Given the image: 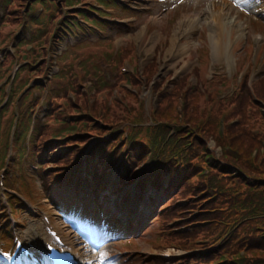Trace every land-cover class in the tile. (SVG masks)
<instances>
[{"label": "rangeland", "instance_id": "obj_1", "mask_svg": "<svg viewBox=\"0 0 264 264\" xmlns=\"http://www.w3.org/2000/svg\"><path fill=\"white\" fill-rule=\"evenodd\" d=\"M180 2L182 3L183 1ZM183 3L184 5L182 11L179 8L173 9V6H170V4H168L165 7L167 8L166 10H163L162 8L155 10V14L157 16L154 17V19L152 20L150 18L149 20H147V15H148L147 13L149 11L148 12L144 11L145 13L140 15V17L138 18V22L132 25L133 27L122 30L118 34V37L116 39L117 43H120L123 39L133 41L135 45L140 49V53L144 52V54L141 55V58L139 60L138 67L140 68V70H142L150 62L153 61H156V63H158V66H160L161 62L168 57V55L170 54L173 48V45L177 43L174 39V34L175 31H177V25L181 22L184 25L183 28L181 29L182 35L178 36L177 38L179 40V49L176 54V59L171 63L170 67L163 73L162 77H165L169 72L176 74L177 72L182 71V75L190 72L192 68L196 65L197 56L195 55V51L197 49H201L203 43L205 44L209 43L210 46L211 30L206 29L204 34L200 35L201 28H204V21L201 20L199 29L187 35L184 32L187 30L191 22L196 17L203 16L204 18H207L209 17L210 13H212L213 11L221 10L224 15H228L229 13L228 18L232 19L231 20L232 24L234 20L235 24L238 23L236 27H241L240 29H244V35L241 38L242 46H246V44L251 42L253 39V34L247 32L256 33V29H254L252 25L250 26L249 29H246L248 27L249 17L237 12L236 9L233 7L234 3L232 0H186ZM72 11L73 10H71L70 12L72 13ZM175 11H179V12L175 13L174 15L171 14L172 12ZM237 14H238V18H236ZM149 21H151L149 26H155L157 30L152 31L150 29L149 31L146 28V25L149 23ZM236 27L235 26L232 28L227 27V31L222 32V36L220 40L221 42H223L222 49L224 51L229 45V36H230L229 30L231 29L234 32H236L238 31ZM110 35H114V32L110 33ZM124 46H126L125 43ZM191 48L192 51H190ZM236 53H237L236 50L232 52L233 55H235ZM240 55H242L241 51H240ZM219 63L220 62L218 61V64ZM241 64H245L243 55L241 58ZM263 67H264V57L262 56L261 69ZM216 68L219 69L218 67H215V69ZM112 97L113 98L110 101L115 102L119 105H123L120 103L119 99H121L122 101H127V97L124 98L123 95H117L116 93ZM138 99L144 101L146 110L153 108L152 105L155 103V98H153V96H149V89L146 86H142L139 88ZM82 102L83 101H78L79 104H82ZM92 104H94V102H92ZM121 108H114V115L116 117H120V114L122 112ZM27 119H28V112L26 111V117L20 115L19 120L22 123H25ZM191 122L192 121H187V124L190 125ZM211 145L213 144L211 143ZM216 151L217 154L219 155L220 154L219 149H217ZM119 175H120V171L119 168H117L112 172L111 176L109 177L108 184L106 187V192H104L106 196L103 198L102 201V203H104L103 206L108 205L111 208L118 210L119 213L127 214L131 210H135L140 207L148 205L147 198L148 197L152 198V196H154L155 193L146 190L142 194H140L139 197L138 188L130 189L129 185H126L125 187L122 186V188L118 189ZM67 193L68 192L66 190H63L62 188H56L54 192L52 191L50 192L49 196L51 198H54L55 196L64 197L66 196ZM69 196L70 194L68 195V197ZM79 197L80 194H78V196L76 195V198ZM161 199L162 198L159 197L158 201H160ZM119 202H123V203L120 206H118ZM83 203L84 201L81 198L80 206ZM120 209H122V212H120ZM149 223L150 220H148L146 223L143 222L140 224V227L145 225L144 226L145 233L142 234L138 239H135L136 240L135 242L137 243V246L139 248V252H138L139 254H137L135 248L128 246V244H125L124 242L116 245H108L107 246L108 252H111L112 254H120L119 252L121 250H128L129 252L127 257L133 255L135 259H133V257L127 259L126 257V260L125 259L123 260L121 257L118 256L120 259V264H132V262L130 261H133V264L134 263L144 264L141 259L140 260L137 259L139 256H141V258L146 259V256H148L147 253L149 252H150L149 254H153L152 253L153 251H151L150 247L147 245V242L149 240H152L154 236H156L155 229L157 228L156 230H158V226L155 223H151L150 225ZM146 224H148L149 226L147 225L148 226L147 227ZM125 228L126 229L128 228L127 223L125 225ZM140 253H143V256L140 255Z\"/></svg>", "mask_w": 264, "mask_h": 264}, {"label": "trees", "instance_id": "obj_2", "mask_svg": "<svg viewBox=\"0 0 264 264\" xmlns=\"http://www.w3.org/2000/svg\"><path fill=\"white\" fill-rule=\"evenodd\" d=\"M176 103V99L167 101L164 103L163 108L165 111H167L169 107V109L174 112ZM189 103L194 105L193 102L189 101ZM188 109L191 108L189 107ZM168 123H170V121H168ZM241 127V125H236L230 131V134L228 136V144L230 145V152H228V157L229 160L233 163L230 165L237 167L243 166V168L246 169L250 175L259 179L260 184L257 183L254 184V186H248L240 177L231 179L227 169H225L226 171L220 170L223 172L221 177H218V175H216V172L218 171L209 170V167H215V165H212L215 164V160H212L209 157L210 153L207 151L204 139L199 137L195 138L192 135H189V139H191L192 142L189 145L188 149L185 148L184 150L183 147L186 144L189 132L179 129V139L174 137L170 140V142H168L166 146L165 157L167 159H174L175 156L172 157V155L177 151H180L179 159L180 162L185 166V172L175 171L170 181L171 184H174V186H180V188L183 189V192L180 195L182 198L188 197L190 192L194 193L199 189L200 178H198V176L194 175V173L192 172L191 166H193L195 169H197L196 171L199 175H202L204 169H208V175L203 177L202 179L203 184L205 183L206 191L201 190L199 193L203 195L202 198L204 202L207 203L211 201V204H213L214 206L210 209L211 211L220 209L221 207L227 208L229 202L232 201V199L238 201L237 203L240 202L234 209L229 208L226 214L216 213L213 218L217 221H220L222 218L231 220L235 216L242 218H245L248 215L254 216V218L259 215L264 216V154L258 153V156L254 161L250 159L249 152L254 146L258 145V136L250 135L249 137L247 133H245V130H243ZM168 128V126H162L159 128V131L163 132ZM121 141H124L128 147L134 145L135 143L134 139H132L130 136L127 139H124L122 135H113L111 140V147L121 149ZM236 147H238V149H236ZM205 156H207L206 158L208 160L205 159ZM216 165H219L218 167H216L217 170L218 168H220V164L216 163ZM174 178H178V181H175ZM230 181H233V183L230 184ZM250 194L251 196H249ZM193 197L194 195H192V198ZM252 199L256 200V202L255 205H252L250 208L252 212H257L253 214L248 212H251V210L246 209L245 204L243 203V201H250ZM257 208H260V210H256ZM245 212L248 213L244 215L243 213ZM249 227L250 226L246 224L243 228L240 229H247ZM251 228V230L249 229V237L251 239H255V237L258 236L259 233L257 232L256 228L253 227V225L251 226ZM261 228H263V226H261L260 229ZM208 232H220V228L216 226L197 227L188 236L191 238H199L197 237L199 234ZM233 240L234 239H232L225 248L226 252L234 253V250L237 248H245V257L246 255L250 254L252 255L251 261L254 264H264V241L253 240L252 242H250L249 240L244 239L241 244H232ZM258 251L260 252V255L256 259L254 255H258ZM262 252L263 254H261ZM245 257H238L239 264H246Z\"/></svg>", "mask_w": 264, "mask_h": 264}, {"label": "bare ground", "instance_id": "obj_3", "mask_svg": "<svg viewBox=\"0 0 264 264\" xmlns=\"http://www.w3.org/2000/svg\"><path fill=\"white\" fill-rule=\"evenodd\" d=\"M224 24H222V20L220 17H217V33H220L222 32V29L224 28ZM182 28V26L179 24L178 25V30H180ZM192 27H190L189 29V32L192 31ZM211 40H212V43H213V51H214V59H217V57L220 55V44H219V39L218 37L215 38V36H211Z\"/></svg>", "mask_w": 264, "mask_h": 264}, {"label": "snow or ice", "instance_id": "obj_4", "mask_svg": "<svg viewBox=\"0 0 264 264\" xmlns=\"http://www.w3.org/2000/svg\"><path fill=\"white\" fill-rule=\"evenodd\" d=\"M3 255H4V258H5L6 260H9V261L12 260V257H11L10 255H8L7 253H5V254H3ZM103 257H104V254L101 253V260H103Z\"/></svg>", "mask_w": 264, "mask_h": 264}]
</instances>
